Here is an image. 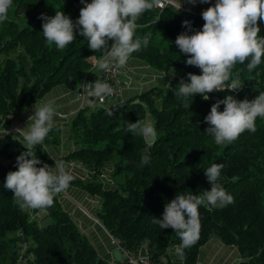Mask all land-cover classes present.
Returning a JSON list of instances; mask_svg holds the SVG:
<instances>
[{"label": "trees", "instance_id": "1", "mask_svg": "<svg viewBox=\"0 0 264 264\" xmlns=\"http://www.w3.org/2000/svg\"><path fill=\"white\" fill-rule=\"evenodd\" d=\"M91 3V0H85ZM84 5L80 0H13L7 21L0 23V126L11 130L12 119L37 103L50 90L64 86L78 90L85 77L96 70L90 56L102 52L88 48L87 38L79 36L65 49L47 43L42 33V16L53 17L61 10L74 23ZM187 22V24H185ZM202 16L155 7L137 21L135 38L149 37L147 47L131 54L159 73L182 70L163 86L150 87L136 96L109 107L81 109L71 120L69 140L76 149L63 160L83 161L97 172L78 186L100 199L95 218L108 234L123 240L132 251L147 243L154 259L164 257L181 241L171 228L161 229L165 205L176 195L202 194L211 189L204 171L221 164L218 183L233 196V203L223 208L200 206L201 231L198 242L184 249L182 264H195L198 250L212 237L236 248L243 264H264V118H257L256 131H245L231 143L216 144L205 130L211 106L231 95L237 101H252L264 93V58L249 72L237 65L242 87L235 91H213L204 100L199 94L184 98L176 93L188 74L201 70L187 65L190 57L175 44L181 34L202 30ZM264 36V22H258ZM111 41H109V46ZM144 105H147L145 107ZM221 104L218 111H223ZM113 113L111 116L108 113ZM11 116V119H7ZM151 121L157 132L149 148L141 135L126 131L127 123ZM60 129L54 127L42 145L34 149L41 165L55 169V162L45 148L57 146ZM147 149L150 160L141 164ZM26 150L20 135L0 137V264H15L19 259L33 264H109L97 254L70 217L54 198L45 210L21 211L4 183L9 172L18 170L17 157ZM106 168L115 181L107 188L99 181ZM45 211L51 221L39 227L31 220ZM116 264H126L125 262Z\"/></svg>", "mask_w": 264, "mask_h": 264}, {"label": "clouds", "instance_id": "2", "mask_svg": "<svg viewBox=\"0 0 264 264\" xmlns=\"http://www.w3.org/2000/svg\"><path fill=\"white\" fill-rule=\"evenodd\" d=\"M75 23L63 11H55L53 17L42 16L43 37L50 45L63 50L77 36L87 38L88 48L102 52L100 58L90 56L95 66L102 71H110L115 62L116 67H125L131 54L141 47H147L149 37L135 38L137 21L147 11L163 6L164 0H91L85 3ZM195 4L196 0H187ZM208 3L209 0H200ZM13 0H0V23L9 18ZM178 9L182 7L180 0ZM204 21L202 30L192 35L181 34L175 44L179 50L189 56L186 63L201 70V75L188 74L190 82H181L177 95L188 98L199 94L204 100L213 91L235 92L242 87L239 75L234 76L237 65H245L249 72L256 69L264 58V36L258 22H264V0H216L214 6L202 12ZM187 24V22H185ZM109 41L111 45L109 46ZM87 97L103 99L112 94L113 89L107 83L95 81L82 85ZM224 110L218 111L220 105ZM147 107V105H144ZM113 113L109 112L111 116ZM56 109L53 101L40 104L34 115L29 117L30 124L17 129L26 145L17 157L18 170L9 172L4 187L10 190L21 211L45 210L54 203V198L66 191L74 176L66 169L64 163H57L53 169L48 164L41 165L34 149L42 145L54 128ZM264 118V93L252 101H237L228 95L211 106L205 122L211 127L205 132L214 137L220 145L231 143L245 131L255 132L257 118ZM7 119H11L9 116ZM127 132L141 135L150 148L157 139L156 129L151 121L137 120L127 123ZM8 134V130L5 129ZM150 154L145 149L141 164H147ZM221 164H212L204 171L211 189L202 194L176 195L165 205L162 219L155 222L161 229L171 228L181 243L176 247L180 257L184 249L194 246L201 231L200 206L223 208L233 203V196L228 194L218 181L221 179Z\"/></svg>", "mask_w": 264, "mask_h": 264}, {"label": "crops", "instance_id": "3", "mask_svg": "<svg viewBox=\"0 0 264 264\" xmlns=\"http://www.w3.org/2000/svg\"><path fill=\"white\" fill-rule=\"evenodd\" d=\"M177 1L179 2V0ZM197 1L198 4L193 8V12L196 15L202 16V12L209 7L207 5L211 4L201 3L200 0H196V2ZM180 3L182 7H192V4L188 3L187 0H180ZM146 68L152 70L140 60L134 58L129 60L128 64L123 67L125 80L124 92L122 96L113 103L128 100L138 94L140 90L142 91L143 87H147V84L140 87L139 81H137L139 79L138 73L143 76ZM152 71L157 75V71ZM47 101H53L56 109L54 127L59 128L60 133L64 129L63 134L67 131L69 135L68 125L70 124V120L81 110V107L92 109L91 103L93 102V98L85 96L83 100H81L77 96L75 90H68L64 86H57L46 93L37 103L32 104L25 112L16 115L12 119L10 126L11 130L16 131L17 129H23L28 123L30 124L32 121H29V117L34 115L36 108L40 104ZM63 115L66 116V118ZM18 134L22 137L19 132ZM68 135L67 138L60 135L57 146L45 148L56 165L58 162L65 164L63 158L76 149L73 142L69 140ZM78 181L79 180L76 178L73 179L68 189L57 195V201L63 211L74 222L81 234L86 237L90 245L96 250L100 258L109 264H115L117 260H115L113 256L118 250L111 244L108 232L96 222L95 218L96 211L100 207V200L98 197H92L83 191L76 183ZM31 220L35 221L39 227H43L51 221L49 215L45 211L37 212L34 216H31ZM119 254L120 262H124L120 252ZM168 257L171 259V264H182L180 256L176 253V248L172 249ZM195 264H243V260L236 248L226 246L218 238L212 237L204 246L199 248Z\"/></svg>", "mask_w": 264, "mask_h": 264}, {"label": "built area", "instance_id": "4", "mask_svg": "<svg viewBox=\"0 0 264 264\" xmlns=\"http://www.w3.org/2000/svg\"><path fill=\"white\" fill-rule=\"evenodd\" d=\"M208 3L214 6L216 3V0H209ZM177 4L178 3L173 0H164L163 6H157L155 7V9L158 11H163L164 9L169 7V8H172L174 10H177L185 14H194L193 8L198 4V1L195 4H192V7H181L180 9H178ZM91 64L94 68H96V70L93 71V73H91L88 77L84 78L81 86L85 83H95V81L97 80L102 83L109 84L111 88L113 89L112 94L103 99L94 97V100L91 103L92 109L96 107L97 108L98 107H101V108L109 107L110 105H112V103L116 99L120 97L122 91L125 88V85H124L125 80L123 79L124 78L123 67L122 68L116 67L115 62H113V67L110 71H102V70H99L95 66L94 61H91ZM78 90H75V91L77 92ZM85 94H86L85 90L82 87L81 92L78 94V97L81 100H83V98L85 97ZM81 109H83V107H81ZM13 132H16V131H13ZM5 134L7 133L5 132V130L1 129V126H0V135L3 136ZM65 165L70 170L68 171L74 174L76 178H78V180H81V181H89L90 179L95 177L97 174L94 168L88 167L86 163L83 161L70 160V161H66ZM109 172H110V169L106 168L103 174H101L100 176L101 179H104V180L110 179ZM110 183H112V181ZM96 222L99 223L97 220ZM108 235H109L111 244L121 253L124 259V262L126 264H168L167 260L164 257L154 259L152 256V253L150 252L148 248L147 243H143L141 247H139V249L132 251L125 245L123 240L119 239L118 237H114L110 234ZM174 248L169 249L167 254H169ZM15 264H33V263L32 261H29L26 259H19L16 261Z\"/></svg>", "mask_w": 264, "mask_h": 264}, {"label": "rangeland", "instance_id": "5", "mask_svg": "<svg viewBox=\"0 0 264 264\" xmlns=\"http://www.w3.org/2000/svg\"><path fill=\"white\" fill-rule=\"evenodd\" d=\"M175 1H177V0H175ZM178 2V1H177ZM189 5H191V4H189ZM188 5V6H189ZM207 6H209V7H211V5H207ZM197 9V8H196ZM196 9H195V12H196ZM182 70H174V69H172L171 70V72H169V73H159V72H156L157 73V75H155L154 73H153V71L152 70H149V69H147L146 68V71H145V73L143 74V76L140 74V73H138V76H139V79L137 80V81H139V85H140V87H143L144 85H146L147 84V87L145 86V87H143V90L142 91H144V89H146V88H150V87H157V86H165L166 85V83L167 82H169L170 80H172V79H174V78H176L175 76H176V74H182ZM157 76H158V80H157ZM124 79V78H123ZM157 81V82H156ZM128 84V83H127ZM125 85V84H124ZM129 85V84H128ZM157 85V86H156ZM81 89H82V86L79 88V90L76 92V94H77V96H78V94L81 92ZM141 90L139 91V93L140 92H142ZM123 92H124V90L122 91V93H121V95H120V97L122 96V94H123ZM227 92V91H226ZM138 93V94H139ZM137 95V94H136ZM135 95V96H136ZM85 96H86V94H85ZM93 98V100H94V97H92ZM213 99L214 100H216V101H219L218 100V98L217 97H213ZM112 104H114V103H112ZM64 116V115H63ZM65 118H66V116H64ZM68 129H69V126H68ZM63 131H64V129L61 131V133L59 134V137H60V135H62V136H64V137H66L67 138V131L63 134ZM8 133H15V132H13L12 130H10V131H8ZM70 133V132H69ZM1 136V135H0ZM61 136V137H62ZM69 136V135H68ZM66 162V161H65ZM55 168H56V165H55ZM68 169V168H67ZM69 170V169H68ZM70 171V170H69ZM70 174H72L71 172H70ZM73 176H74V179L76 178V176L74 175V174H72ZM76 179H78V178H76ZM117 180H120V178L119 177H116L115 178V181H117ZM81 181V180H80ZM99 181L100 182H102L103 183V186H105V187H107V188H111V187H113V185H112V183H115V181H112V183H110L111 181H110V179H107V180H104V179H99ZM100 200V199H99ZM174 248V247H173Z\"/></svg>", "mask_w": 264, "mask_h": 264}, {"label": "water", "instance_id": "6", "mask_svg": "<svg viewBox=\"0 0 264 264\" xmlns=\"http://www.w3.org/2000/svg\"><path fill=\"white\" fill-rule=\"evenodd\" d=\"M56 197H57V196H56ZM56 197H55V198H56ZM116 252H117V253L114 254L113 258H114L115 260H117L116 263H121V262H120V254H119L118 251H116ZM116 263H115V264H116Z\"/></svg>", "mask_w": 264, "mask_h": 264}]
</instances>
